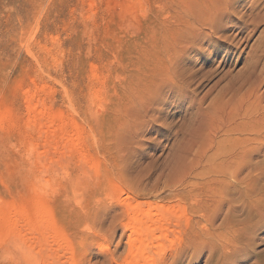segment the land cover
I'll list each match as a JSON object with an SVG mask.
<instances>
[{
	"label": "rangeland",
	"instance_id": "374dc122",
	"mask_svg": "<svg viewBox=\"0 0 264 264\" xmlns=\"http://www.w3.org/2000/svg\"><path fill=\"white\" fill-rule=\"evenodd\" d=\"M219 1L0 0V264H264V1Z\"/></svg>",
	"mask_w": 264,
	"mask_h": 264
},
{
	"label": "bare ground",
	"instance_id": "6f19581e",
	"mask_svg": "<svg viewBox=\"0 0 264 264\" xmlns=\"http://www.w3.org/2000/svg\"><path fill=\"white\" fill-rule=\"evenodd\" d=\"M258 2H261V1H264V0H257ZM237 2H232V3H230V1L229 0H220L219 1V4H218V8H216V9H214V10H212L210 13H209V15H208V18H207V21L209 22V23H206V24H202V26L200 27V29H207L208 31H209V34H217L218 32H219V30L221 29V26H220V20H222L223 19V12H221L220 11V9L221 10H223L224 11V9L225 8H228L229 6H232V8L234 7V5L236 4ZM220 8V9H219ZM255 25V24H254ZM255 28V27H254ZM0 114H3V113H0ZM6 115H9V113L7 114L6 113ZM0 117H5V113H4V115H1ZM1 119V118H0ZM8 119H10V117L8 118ZM2 120V122H3V119H1ZM11 120V119H10ZM10 120H7V121H10ZM6 121V120H5ZM2 122H1V124H2ZM53 123V122H52ZM13 125V124H12ZM2 127V126H1ZM59 127V126H58ZM54 131H55V129H54ZM52 133H53V131H52ZM72 134V133H71ZM55 137V136H54ZM53 137V138H54ZM62 137V136H61ZM72 141H73V139H72ZM65 143V142H64ZM75 143V142H74ZM66 144V143H65ZM64 144V145H65ZM69 144H71V143H69ZM69 144H67V145H69ZM73 145H75V144H73ZM66 146V145H65ZM75 147H76V145H75ZM68 149V148H67ZM76 149V148H75ZM67 152V151H66ZM42 213H40V215H41ZM21 215H23V214H21ZM21 215H16V216H20L21 217ZM25 215V214H24ZM24 215H23V217H24ZM43 215V214H42ZM12 217H14V219H13V221H15V216H12ZM25 217H27V216H25ZM41 217V216H40ZM40 217H38V220H39V218ZM11 218V217H10ZM9 218V219H10ZM19 218V217H18ZM17 219V218H16ZM20 219V218H19ZM28 219V218H27ZM25 220V219H24ZM11 221H12V218H11ZM12 221V222H13ZM19 221H21V220H19ZM22 221H23V219H22ZM26 222V221H25ZM14 223V222H13ZM28 224V223H27ZM12 227H13V224L11 225ZM25 226V225H24ZM23 226V227H24ZM11 227V228H12ZM15 227V226H14ZM13 227V228H14ZM30 227V226H29ZM28 227V228H29ZM12 228V229H13ZM27 228V227H26ZM12 229H10V231L12 230ZM15 229H17V228H15ZM21 229V228H20ZM19 230V229H18ZM16 231V232H15ZM14 232L15 233H17V230H15ZM25 231H26V229H25ZM143 231V230H142ZM25 233V232H24ZM140 234V233H139ZM18 235H21L20 233L18 234ZM27 235V234H26ZM22 238V237H21ZM26 238V237H25ZM146 238V237H145ZM145 241H146V239H144ZM148 241V240H147ZM146 244H148V242H146Z\"/></svg>",
	"mask_w": 264,
	"mask_h": 264
}]
</instances>
